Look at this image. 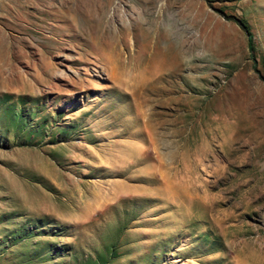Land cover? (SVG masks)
<instances>
[{
    "label": "rangeland",
    "instance_id": "rangeland-1",
    "mask_svg": "<svg viewBox=\"0 0 264 264\" xmlns=\"http://www.w3.org/2000/svg\"><path fill=\"white\" fill-rule=\"evenodd\" d=\"M0 264H264V0H0Z\"/></svg>",
    "mask_w": 264,
    "mask_h": 264
},
{
    "label": "trees",
    "instance_id": "trees-1",
    "mask_svg": "<svg viewBox=\"0 0 264 264\" xmlns=\"http://www.w3.org/2000/svg\"><path fill=\"white\" fill-rule=\"evenodd\" d=\"M228 18H234L232 17L231 15H226ZM237 22L240 24V26L243 28V30L245 31L246 35H247V40H248V45L251 49H253V45H252V33L250 31V27L249 25L247 24V22L243 19H236Z\"/></svg>",
    "mask_w": 264,
    "mask_h": 264
}]
</instances>
